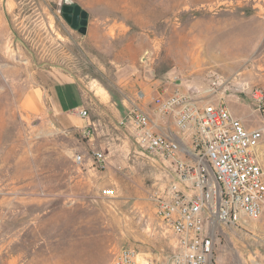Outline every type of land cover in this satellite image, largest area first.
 Masks as SVG:
<instances>
[{
    "label": "rangeland",
    "instance_id": "rangeland-1",
    "mask_svg": "<svg viewBox=\"0 0 264 264\" xmlns=\"http://www.w3.org/2000/svg\"><path fill=\"white\" fill-rule=\"evenodd\" d=\"M64 4L88 12L84 34L64 19ZM42 65L67 69L88 95L107 94L120 108L133 105L146 72L179 77L201 103L258 113L264 0H0V264H107L122 246L167 264L175 236L127 172L131 160L112 153L119 182L101 184L104 171L87 174L73 161L83 135L33 102ZM242 223L223 227L214 264H264V210Z\"/></svg>",
    "mask_w": 264,
    "mask_h": 264
},
{
    "label": "built area",
    "instance_id": "built-area-1",
    "mask_svg": "<svg viewBox=\"0 0 264 264\" xmlns=\"http://www.w3.org/2000/svg\"><path fill=\"white\" fill-rule=\"evenodd\" d=\"M178 79L172 76L171 81ZM253 95L264 122V92L256 88ZM153 103L159 116L172 118L177 136L155 131L149 114L135 105L121 123L129 126L137 146L160 159L170 175L164 188L150 193L157 217L176 240L167 264H214L223 227H239L242 217L255 220L264 210V168L257 156L264 125L247 129L223 101L201 103L179 89L157 94ZM78 115L86 117L88 112L81 108ZM91 157L97 169L107 167L103 151L95 150ZM73 161L81 164L82 154L75 153ZM104 193L113 195L114 189ZM107 264L154 263L136 248L122 246L112 251Z\"/></svg>",
    "mask_w": 264,
    "mask_h": 264
},
{
    "label": "crops",
    "instance_id": "crops-1",
    "mask_svg": "<svg viewBox=\"0 0 264 264\" xmlns=\"http://www.w3.org/2000/svg\"><path fill=\"white\" fill-rule=\"evenodd\" d=\"M36 78V88L31 94L33 102L47 103L53 117L64 128L83 135L84 141L80 145L83 156L81 165L87 174H94L96 170H99L93 165L91 153L101 150L108 161L107 167L101 170L104 171L101 184L114 185L119 182L109 167L112 153L115 156L114 160H122L123 165L127 164L126 159L131 160L128 162L127 172H133V182L144 185L145 191L152 192L154 189H162L169 183L170 175L166 173L161 160L141 150L134 142L129 126L121 123L129 110L127 108L130 107L125 100L122 101L123 107L120 108L107 94L95 98L88 95L87 90L82 87L74 74L56 65L37 67ZM171 78L168 80L149 78L145 72L140 79L138 91L130 96L134 101L133 105L146 111L155 122V131L171 132L177 136L172 118L169 115L159 116L154 111L153 103V97L159 93H170L174 89L181 90L178 86L179 82H172ZM81 108L87 110L86 117L78 115ZM257 112L256 109L251 111L247 108L242 112L233 107L231 113L241 120L245 128L256 129L264 125L261 114ZM251 113L257 115L256 120L250 119ZM83 128L90 129V132L85 133ZM257 156L259 161L264 163V135L257 147Z\"/></svg>",
    "mask_w": 264,
    "mask_h": 264
},
{
    "label": "water",
    "instance_id": "water-1",
    "mask_svg": "<svg viewBox=\"0 0 264 264\" xmlns=\"http://www.w3.org/2000/svg\"><path fill=\"white\" fill-rule=\"evenodd\" d=\"M62 16L79 33L84 34L86 32L88 12L79 4H64L62 6Z\"/></svg>",
    "mask_w": 264,
    "mask_h": 264
}]
</instances>
